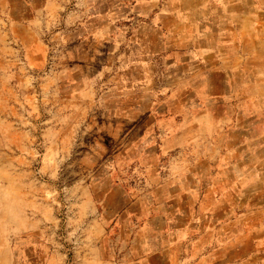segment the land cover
Here are the masks:
<instances>
[{"label":"rangeland","instance_id":"1","mask_svg":"<svg viewBox=\"0 0 264 264\" xmlns=\"http://www.w3.org/2000/svg\"><path fill=\"white\" fill-rule=\"evenodd\" d=\"M145 212L264 264V0H0V264H132Z\"/></svg>","mask_w":264,"mask_h":264},{"label":"crops","instance_id":"2","mask_svg":"<svg viewBox=\"0 0 264 264\" xmlns=\"http://www.w3.org/2000/svg\"><path fill=\"white\" fill-rule=\"evenodd\" d=\"M252 15H247L246 19H252ZM243 23L240 24V34L244 37L248 36L247 32L254 29V27L243 29ZM243 48L246 47V39L242 44ZM214 107V106H213ZM205 113L208 112V115L214 114L220 120H223L222 116L219 115L213 108L209 109L207 106ZM211 112V113H210ZM225 118H230L226 116ZM225 120V119H224ZM226 121V120H225ZM217 123H219L217 121ZM225 124V122H224ZM207 140L208 139V136ZM144 224L140 225L139 228L135 231V234L132 238L131 251H137L135 258L130 261L132 264H177L182 257L183 249L187 246V241L185 237V232L190 231L191 226L178 225V222L174 224H169V226H161L156 228L153 222H151L150 215L152 212H145ZM165 214V215H164ZM155 216V215H154ZM158 216V217H156ZM155 217L161 219H169L167 213L159 212ZM171 222V220H169ZM172 236V240L167 238Z\"/></svg>","mask_w":264,"mask_h":264}]
</instances>
